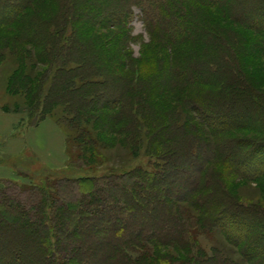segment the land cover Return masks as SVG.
I'll list each match as a JSON object with an SVG mask.
<instances>
[{"label": "trees", "instance_id": "obj_1", "mask_svg": "<svg viewBox=\"0 0 264 264\" xmlns=\"http://www.w3.org/2000/svg\"><path fill=\"white\" fill-rule=\"evenodd\" d=\"M33 4L34 0H0V29L14 26L23 19L27 23L21 31L24 35L15 37V40L14 37L3 39L8 49L16 45L14 42L24 48L31 46L39 50L37 59L43 62L49 58L59 60L60 54L64 53L66 57L83 46L93 49L91 55L100 59L96 53L102 51V44L94 47L88 38L74 37L60 48L54 39L62 34V26H59V21L60 24L63 21L62 15L58 18L55 32H52L53 25L24 17ZM106 4H101L105 11L108 9ZM132 6L139 9L147 32L171 49L199 42H207L213 50L229 45L203 25L201 20L206 9L243 25H248L247 21H258V31L264 36V20L259 19L264 17V0H130L119 8H110L117 24L131 19ZM86 19L87 27H91L89 21L94 17L89 15ZM75 43L83 45L76 46ZM84 52L88 54L89 51ZM110 56L114 57V53ZM231 60L226 54L210 55L198 58L191 65L175 66L174 63L169 67L163 63L158 68V73L166 81L169 78L173 87L210 89L196 92L195 98L196 102L206 105L202 112L205 121L212 117L219 123L220 127L214 122L207 127L213 145L191 129L192 137H188L185 144L180 143L187 127L173 123L171 137L176 139L177 145L164 160H159L163 155L157 157L152 164L153 171L138 168L98 175V168L104 164L101 151L97 150L101 132L97 138L95 129L75 127L77 122L73 121L70 128L77 134L72 145L67 139L68 163L63 173L68 168L87 169L89 175L47 177L42 184L32 182V185L0 180V264H173L174 261H159L155 257L160 247H170L182 253L180 258L172 257L176 264H239L224 257L218 247H214L211 254L202 248L198 235L213 236L217 232L237 247L246 264H264V224H257L264 220V212L258 213L252 206L236 204L223 190L218 195V184L208 167L210 163L219 161L235 178L264 180V150L255 155L247 151L240 157L239 151L231 150V147L237 150L240 147L221 137L233 128L227 121L242 122L250 112L246 108L240 117L227 105L237 106L247 96L252 102L250 104H258L255 97L246 95L250 93L247 84L237 74H230L233 72ZM55 61L53 67L57 68L59 83L51 88L49 95L58 99L62 95H71L72 100L80 101L77 107L81 112L77 113V119L84 116L87 102L91 120L96 111L112 110L117 106V116L105 117L107 125L103 132L127 135L126 141L134 145L135 126L142 116L138 95H131L134 88L128 86L131 81L123 79L125 83L118 84L113 74L97 84L91 81L96 72L85 64L79 66L78 83L66 81L65 67ZM102 61L110 63L113 59ZM62 62L65 63L64 59ZM22 65L24 62L10 82L13 93L25 85L26 82H21L23 77L27 79L26 84L31 82L30 74ZM113 70L117 71V67ZM88 83L91 88H97L94 95H88L91 93ZM99 87L104 90L102 95H99ZM97 97L99 101L101 98L112 103V109L102 107L103 104L98 108ZM256 117L260 122L259 116ZM220 118L227 119L221 121ZM102 138L105 139L103 135ZM193 159L197 160L196 164ZM237 161H240V166ZM189 165H192L190 172ZM179 181L182 186L177 187ZM160 187L164 189L160 190ZM145 190L150 194H143ZM194 210L203 217L198 218L192 212ZM228 224L231 232L225 230Z\"/></svg>", "mask_w": 264, "mask_h": 264}, {"label": "rangeland", "instance_id": "obj_2", "mask_svg": "<svg viewBox=\"0 0 264 264\" xmlns=\"http://www.w3.org/2000/svg\"><path fill=\"white\" fill-rule=\"evenodd\" d=\"M129 1L34 0V4L25 13L24 17L45 21L47 25H53L52 32H55L54 28H57L61 14V20L63 21L61 24L59 21V26H62V34L54 39V43H59L61 48L66 45V41L70 42L69 40L74 37L88 38L89 41L92 40L94 47L98 43L102 44L100 47L102 51L99 50L96 53L100 56V59L95 55H91L93 49L88 47L90 44L86 45L88 47L86 49L80 46L83 45L82 43H75L76 46L80 47L75 52L70 53V55L67 54L65 57V54L62 53L58 57L59 60L57 58H49L47 61L41 62L37 59L39 50L33 49L31 46L30 48H24L16 42L14 44L17 45V48L15 47L16 45H13L12 48L8 49L3 43L5 38L14 37L13 40H15V37H19L22 34L21 31H24L27 26L26 19H23L22 23L18 21L14 26L3 27L0 29V107L9 111L29 112V124H36L40 119L46 117L53 119L61 126L71 145L77 134L76 130L70 128L73 125L71 123L73 121L77 122L74 124L75 127L88 128L91 131L95 129L94 135L97 138L99 132H101L97 150L101 151L104 164L98 168V175L110 171L114 173L133 171L138 168L153 171L152 164H155L157 157L163 155L159 160H164L167 154L177 145L175 144L176 139L171 137L173 134L171 133L174 126L173 123H177L179 126L185 124L187 127V132L183 134V140L180 142L182 144H185L188 137L191 138V134L194 133L202 139L206 138L212 144L213 139L207 127L212 126L213 122L216 123L214 125L219 124L212 117H210L209 121H205L202 112L205 110L206 105L196 102L197 99L195 97L197 94L195 93L209 91V88L173 87L169 78L166 81L165 77L158 73V68L163 63L169 67L174 63H176L174 64L175 66H178V64L191 65L198 58L202 59L210 55L218 57L220 54H226L232 59L230 67L233 72H230V74H237L236 76H239L247 84L250 93L246 95L255 97L258 104H250L251 101L247 96L237 106L227 105L228 108L236 111V114L240 117V113L245 112L243 110L247 108V110H250L248 113L249 119L246 118L242 122L240 120L227 121L233 128L223 133L221 137L240 147L241 151L239 148L237 150L235 147H231L232 151L235 150L236 153L239 151L240 157L247 151L255 155V153L257 154L264 150V123L262 122V119L264 121V36L258 31L260 22L247 21L248 25H243L230 21L223 14L219 15L215 11L206 9L202 15L203 20H201L203 25L219 37L221 36L229 45L213 50L207 42L204 44L199 42L171 49L147 32L142 18H140V11L134 6H132L131 19L128 18L127 22L117 24L110 8H119ZM100 2L101 4L107 3L108 9L106 11L101 8ZM89 15L94 17V19L89 21L91 27H87L86 18ZM259 19L264 20V17L261 16ZM50 34L53 35V33ZM84 50H88V54ZM215 51L216 53H214ZM112 53H114V57L110 56ZM110 57L113 62L102 61ZM62 59H64L65 63L62 62ZM55 60L65 67L64 72H67L64 78L66 81H76L78 83L79 66L84 64L89 65L96 72L93 75L94 77H91V81L97 84L103 83L106 76L113 74V78L118 84L123 85L125 83L124 80L131 81V85L129 84L128 86L134 88V92L131 95H138V99L134 96L133 98L138 100L142 116L135 126L137 135L134 145H130L129 141H126L127 135H111L103 132L107 125L105 124V117H115L119 112L117 106L115 109L111 108L112 103L107 102L105 99L101 100V98L99 101L97 97L96 100L99 101L98 108L103 104L102 107H110L112 110H98L94 113V118L91 120L89 119L91 115L89 112L90 104L87 102L84 106V116L81 119H77V113L81 112L77 107L80 101L72 100L71 95H62L60 99L57 96L49 95L51 88L59 83L57 68L53 67ZM23 62L27 69V74H30L31 82L26 84L27 79L23 77L21 82H26L25 85L17 93H13L10 89L12 86L10 82L17 76L20 65ZM113 67H117V71H114ZM157 77H159L158 80H156ZM87 86H90L89 89H91V93L88 95H94L97 88L95 86L91 88L89 83ZM102 90L99 87V95L103 94L104 90ZM256 116H259L260 122H257ZM226 119L220 118L221 121ZM190 129L194 130V133ZM102 135L105 139L102 138ZM99 147L104 148L100 150ZM196 162L197 160L194 163L196 164ZM194 163L192 162V165ZM237 164L240 166V161H237ZM192 165H189V172L192 170L190 168ZM208 167L218 184V195L224 191L236 204L252 206L256 208V211L258 210V213L260 211L264 212V180L235 178L232 173L228 172L227 166L219 161L210 163ZM30 172L33 173L31 179L34 181L21 180L18 183L24 185H32V182L42 184L47 177H78L89 175L90 173L87 169L70 170L69 168L64 173L63 171L47 172L37 166L33 167ZM128 185L131 186L130 184ZM176 186H182V182L179 181ZM163 189L164 187H160V190ZM142 192L145 195L150 194L146 190ZM192 212L198 218L203 217L196 210ZM257 224H264V220ZM149 225H152V223ZM229 225L224 227L226 231L231 232ZM198 240L208 254H211L214 247H218L224 257L239 264H246L244 255L238 251L237 247L228 242L222 233L217 232L213 236L210 234L198 235ZM158 251L160 252L155 253V257L159 261L168 259L171 262L174 261L173 264L177 262L172 257L180 258V255H182L181 252H177L170 247H160Z\"/></svg>", "mask_w": 264, "mask_h": 264}, {"label": "crops", "instance_id": "obj_3", "mask_svg": "<svg viewBox=\"0 0 264 264\" xmlns=\"http://www.w3.org/2000/svg\"><path fill=\"white\" fill-rule=\"evenodd\" d=\"M67 163L66 134L56 121L29 124L28 112L0 107V180H30L35 166L61 172Z\"/></svg>", "mask_w": 264, "mask_h": 264}]
</instances>
